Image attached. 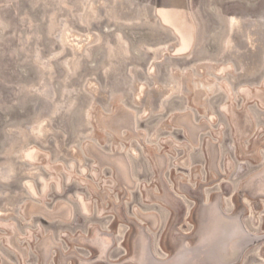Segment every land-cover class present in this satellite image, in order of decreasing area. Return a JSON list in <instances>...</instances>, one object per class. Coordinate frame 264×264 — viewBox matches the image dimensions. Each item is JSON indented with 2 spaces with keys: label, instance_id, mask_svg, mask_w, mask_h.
I'll return each instance as SVG.
<instances>
[{
  "label": "flooded vegetation",
  "instance_id": "af4514ba",
  "mask_svg": "<svg viewBox=\"0 0 264 264\" xmlns=\"http://www.w3.org/2000/svg\"><path fill=\"white\" fill-rule=\"evenodd\" d=\"M219 82L209 107L110 104L80 156L49 151L33 190L0 213V264H123L136 227L152 230L161 258L176 238L204 232L224 264H242L244 231L264 237V181L249 185L264 171V76ZM257 247L252 263L264 264V239L248 252Z\"/></svg>",
  "mask_w": 264,
  "mask_h": 264
},
{
  "label": "rangeland",
  "instance_id": "374dc122",
  "mask_svg": "<svg viewBox=\"0 0 264 264\" xmlns=\"http://www.w3.org/2000/svg\"><path fill=\"white\" fill-rule=\"evenodd\" d=\"M172 5L186 9L179 34L160 13ZM263 76L264 0H0L1 215L33 190L47 154L80 156L113 103L209 107L219 81ZM258 251L242 264H260Z\"/></svg>",
  "mask_w": 264,
  "mask_h": 264
},
{
  "label": "water",
  "instance_id": "95a60500",
  "mask_svg": "<svg viewBox=\"0 0 264 264\" xmlns=\"http://www.w3.org/2000/svg\"><path fill=\"white\" fill-rule=\"evenodd\" d=\"M264 181V171L255 175L250 185ZM246 241L238 251V263L252 246L263 241L264 237L244 231ZM214 238L204 232L183 236L172 250L170 257L159 258L153 251L152 239L149 232L137 229L131 238V254L124 260V264H224L228 253L215 247Z\"/></svg>",
  "mask_w": 264,
  "mask_h": 264
},
{
  "label": "crops",
  "instance_id": "0c3cea01",
  "mask_svg": "<svg viewBox=\"0 0 264 264\" xmlns=\"http://www.w3.org/2000/svg\"><path fill=\"white\" fill-rule=\"evenodd\" d=\"M160 13H163L165 15V21H167V23L169 25H171V27H175V31L176 32H184L185 31V19H186V9L185 7H178V5H172L169 7H163L160 9ZM171 23V24H170ZM174 25V26H173ZM178 32V34H179ZM185 43L188 44V41L185 37ZM185 44V45H186Z\"/></svg>",
  "mask_w": 264,
  "mask_h": 264
}]
</instances>
